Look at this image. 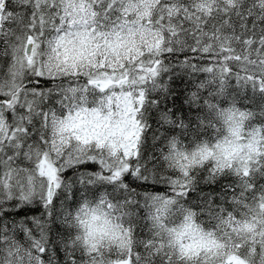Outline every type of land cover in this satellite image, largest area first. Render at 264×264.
<instances>
[{"label": "snow or ice", "instance_id": "6c2138e0", "mask_svg": "<svg viewBox=\"0 0 264 264\" xmlns=\"http://www.w3.org/2000/svg\"><path fill=\"white\" fill-rule=\"evenodd\" d=\"M0 264H264V0H0Z\"/></svg>", "mask_w": 264, "mask_h": 264}, {"label": "trees", "instance_id": "16d2710c", "mask_svg": "<svg viewBox=\"0 0 264 264\" xmlns=\"http://www.w3.org/2000/svg\"><path fill=\"white\" fill-rule=\"evenodd\" d=\"M174 87H175V89L177 90V96H178V98H177V100H176V103H177V104H180L181 101H182V99H183V93L180 91V89H181V87H182L180 81H176L175 84H174ZM156 190H157V191H164V189H163L162 187L157 188ZM204 190L207 191V190H209V189H208V188H205Z\"/></svg>", "mask_w": 264, "mask_h": 264}]
</instances>
